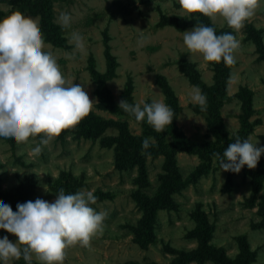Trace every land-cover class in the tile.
Returning a JSON list of instances; mask_svg holds the SVG:
<instances>
[{"label":"rangeland","instance_id":"1","mask_svg":"<svg viewBox=\"0 0 264 264\" xmlns=\"http://www.w3.org/2000/svg\"><path fill=\"white\" fill-rule=\"evenodd\" d=\"M14 12L39 25L45 50L55 56L68 83L81 84L94 104L77 125L63 130L47 144H41L40 137H30L28 142L20 144L15 141L0 143V204H9L15 212L17 204L37 198L52 202L61 189L65 194L92 191L97 199L90 206L97 212L106 213L103 233L93 236L87 246L69 245L63 264H173L178 254L169 249L178 252L197 249L198 242L190 234L201 228L199 219L205 220L203 223L209 227V246L223 249L234 259L241 253L243 241L253 255L250 264H264V188L250 205L248 200L255 192L251 177L240 173L229 187L231 171H222L217 157L208 164L206 159L185 150L179 151L176 159L183 183H189L188 186L174 194L171 208L157 212L148 245L142 247L136 241L143 218L139 199L155 197L159 193V175L164 173L165 157H148L150 186L140 188L136 184V167L119 169L116 166V149L124 142V134L141 141L151 138L149 145L157 146L173 140L175 127L182 138L194 144L208 146L216 140L206 115L191 100L195 85L179 66V61L185 58L194 65L207 86L216 82L213 65L199 55H192L190 59L191 54L183 43V32L191 31L195 25L184 31L170 24L161 25L162 16L189 20L181 11L178 0H53V24L65 41L61 45L48 40L42 29L41 15H33L26 2L0 1V19ZM62 13L71 16L68 27L62 26ZM193 19L199 20L197 14ZM211 22L219 30L233 31L240 41V47L234 53L236 63L231 65L228 95L221 107L226 131L232 138L242 130L244 102L240 94L250 92L253 128L247 139L250 137L253 143L257 142V147H262L264 61L259 60L256 47L247 39L244 27L236 32L221 18ZM246 22L264 31V0H260L255 14ZM74 32L83 37V49H77L71 42ZM106 40L118 63L116 76L108 82L114 109H108L102 103L97 83L89 70L92 58L101 74L107 71ZM158 77L165 79L178 101L173 122L162 133L155 131L146 120L137 121L119 109L130 80L133 105L140 103L143 106L153 101L169 105ZM37 146L41 147V152L34 153L32 149ZM259 162L264 164V154ZM199 167L208 168V172L194 184L190 179ZM4 236L12 242L17 240L14 235L0 230V238ZM21 258L11 260L9 264H18ZM31 261L42 264L35 254ZM203 264L215 263L207 261Z\"/></svg>","mask_w":264,"mask_h":264},{"label":"clouds","instance_id":"2","mask_svg":"<svg viewBox=\"0 0 264 264\" xmlns=\"http://www.w3.org/2000/svg\"><path fill=\"white\" fill-rule=\"evenodd\" d=\"M181 11L191 20L196 14L215 21L221 18L239 32L259 7L260 0H178ZM63 27L71 23V16L62 13ZM71 42L83 49V37L72 33ZM183 43L192 55H199L208 63L231 66L236 63L234 53L240 41L231 32L216 34L211 26L195 25L183 32ZM46 45L33 20L14 12L0 19V143L15 141L17 144L40 137L47 144L63 130L77 125L92 110L94 102L81 84H69L55 56L45 50ZM191 100L206 104V96L193 86ZM119 109L145 121L157 132H164L172 124L174 112L162 101L130 104L121 100ZM142 147H149V140ZM41 152V147L32 149ZM264 154V146L257 147L251 138L228 144L221 157L214 154L222 171L239 173L247 166L255 169ZM97 197L90 190L65 194L61 189L52 202L37 198L17 204L14 212L7 204H0V230L14 235L0 238V264L20 259L30 262L33 254L42 264H63L66 249L76 243L89 245L93 236L102 235L106 213L97 212L91 204Z\"/></svg>","mask_w":264,"mask_h":264},{"label":"trees","instance_id":"3","mask_svg":"<svg viewBox=\"0 0 264 264\" xmlns=\"http://www.w3.org/2000/svg\"><path fill=\"white\" fill-rule=\"evenodd\" d=\"M2 1V0H0ZM12 4L18 2H26L30 6V11L33 15H41V23L44 34H46L48 40L55 45L64 44V40L58 34L57 27L53 24V0H7ZM199 20H185L183 18H166L162 16L161 25H173L180 31H184L196 24L211 26L215 29L216 34L231 32L230 30H219L209 18L203 15L197 14ZM247 39L251 41L256 47V53L259 56V60L264 61V35L263 30L255 28L252 24L245 22L244 26ZM105 55L107 58V71L101 74L96 69V63L91 58L89 61V70L97 83V93L101 98L102 103L108 109H114V98L108 87V82L116 76V69L118 63L116 58L111 54V49L106 40ZM215 72V84L213 86H207L202 80L198 71L194 68V65L188 63L185 58L179 61V66L189 77L190 82L199 87L202 93L206 96V104L204 106H198L199 111L203 112L208 120L209 129L215 136V142L208 146H201L200 144H194V142H188L182 136L177 133L175 127L173 131L174 138L169 142H162L157 146H150L147 149L142 147V141L129 136L127 133L123 136V141L116 149V166L119 169H125L129 167H136L138 169V178L136 184L140 188H146L150 186L148 181V169L147 160L149 156L158 158L159 156L165 157L164 173L159 175L161 180L159 193L155 197L140 198V207L143 209V218L140 221L139 228L136 232V241L142 246L146 247L151 240L153 232V223L156 219L157 212L165 208H171L173 206V196L176 193H180L182 189L188 186L189 183H183L180 170L177 166L176 155L179 151H188L192 154H196L206 159L209 164L216 156L214 154L219 153L223 156V152L228 144L235 142L237 138L241 140L247 139L252 132V125L250 123V117L253 114L252 109V95L250 92L242 91L240 97L244 102L243 116H242V130L238 135L229 137L224 121L221 116V107L224 104V100L228 95V81L231 76V66L225 65L223 61L220 63H211ZM158 84L162 88L166 100L174 113L178 109V101L174 94V91L170 85L165 81L163 77H158ZM132 82H127L125 91L123 94L124 100H127L132 104ZM105 126L106 124L103 123ZM208 168L199 167L190 179V182L196 184L200 178L207 174ZM242 173L245 177H251L254 185V194L250 200V205H253L257 198V194L264 187V164L258 162L255 169H249L247 166L241 169L239 173L230 172L229 174V187L231 186L232 179ZM264 194L262 195V197ZM264 204V202H263ZM201 220L202 226L198 231L190 234L198 242L196 250L191 252H178L169 249L170 252L178 254L177 259L173 264H189L191 262L205 263L212 261L215 264H250L253 261V255L249 252L247 245L241 242V253L234 259L229 258L223 249H214L209 246V227L205 226L206 221ZM204 222V223H203ZM18 264H37L33 261H25L23 256Z\"/></svg>","mask_w":264,"mask_h":264}]
</instances>
